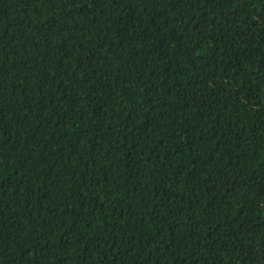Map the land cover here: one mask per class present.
Wrapping results in <instances>:
<instances>
[{
	"label": "trees",
	"instance_id": "obj_1",
	"mask_svg": "<svg viewBox=\"0 0 264 264\" xmlns=\"http://www.w3.org/2000/svg\"><path fill=\"white\" fill-rule=\"evenodd\" d=\"M0 264H264V0H0Z\"/></svg>",
	"mask_w": 264,
	"mask_h": 264
}]
</instances>
